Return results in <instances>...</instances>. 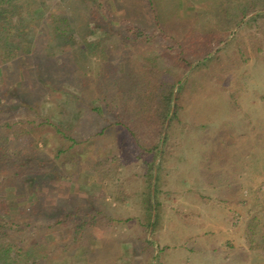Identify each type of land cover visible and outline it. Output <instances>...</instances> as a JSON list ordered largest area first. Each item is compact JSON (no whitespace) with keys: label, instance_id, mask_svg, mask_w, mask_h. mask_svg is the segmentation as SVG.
<instances>
[{"label":"trees","instance_id":"obj_1","mask_svg":"<svg viewBox=\"0 0 264 264\" xmlns=\"http://www.w3.org/2000/svg\"><path fill=\"white\" fill-rule=\"evenodd\" d=\"M34 1L0 0V264H61L71 253H94L96 228L127 222L101 204L106 186L98 195L76 192V175L88 170L107 185L116 183L113 199L124 203L135 197L127 186V168H137L141 185L134 192L141 220L147 230L154 229L169 142L191 79L212 72L219 62L224 71L245 56L237 39L228 40L226 28L173 34L156 0L144 2L152 28L133 13L136 0H121L128 13L120 18L112 13L118 0H60V9L45 1L34 8ZM217 12L231 25L246 18L258 23L264 21V0H220ZM90 34L95 38L88 39ZM159 38L161 47H146ZM233 43L239 45L237 58L228 52ZM93 57L105 62L93 90L64 89V78L86 69ZM124 62H130L129 72ZM48 89L59 97L67 92L60 97L66 108L80 102L100 121L98 128L77 135L68 124L41 114L36 98ZM48 132L53 143L45 137ZM112 133L123 137L122 151L85 148L92 138ZM62 180L74 181L71 193ZM54 187L69 194L58 197ZM53 233L60 237L50 239Z\"/></svg>","mask_w":264,"mask_h":264},{"label":"rangeland","instance_id":"obj_2","mask_svg":"<svg viewBox=\"0 0 264 264\" xmlns=\"http://www.w3.org/2000/svg\"><path fill=\"white\" fill-rule=\"evenodd\" d=\"M42 1L62 8L60 0H36L33 7ZM118 1L120 6L113 5L112 13L120 18L128 11L125 1ZM144 2L136 0L133 13L140 23L152 28ZM156 2L173 34L220 33L226 28L228 40L237 39L245 49L244 59L227 65L224 71L219 62L212 72L191 79L182 101L181 121L169 142L160 217L154 229L147 230L146 221L141 220L143 209L134 192L141 185L137 168H127V186L135 197L124 203L113 199L116 183L107 185L92 170L76 175L79 196L98 195L106 186L101 204L127 222L96 228L91 241L94 253L74 252L61 264H264V21L248 23L246 18L231 25L217 12L219 0ZM94 38L95 34L88 36ZM159 39L146 47H161ZM237 43L228 50L235 58ZM102 62L95 57L87 60L86 69L64 78V89L78 94L83 91L81 87L93 90L98 74L105 72ZM124 69L129 72L130 62H124ZM49 91L37 95L41 114L68 124L77 135L98 128L100 121L80 102L73 101L68 108L60 102L67 92L59 97ZM45 135L53 143V135ZM122 142L121 135L112 133L92 138L85 148L112 154L123 150ZM39 147L44 148L41 143ZM119 158L124 161L127 156ZM61 183L70 193L75 187L72 180ZM51 191L58 197L69 194L58 187ZM12 201L17 203L15 198ZM59 237L57 233L50 235L52 240Z\"/></svg>","mask_w":264,"mask_h":264},{"label":"crops","instance_id":"obj_3","mask_svg":"<svg viewBox=\"0 0 264 264\" xmlns=\"http://www.w3.org/2000/svg\"><path fill=\"white\" fill-rule=\"evenodd\" d=\"M220 1V0H219Z\"/></svg>","mask_w":264,"mask_h":264}]
</instances>
